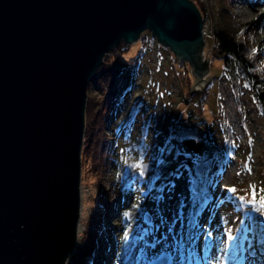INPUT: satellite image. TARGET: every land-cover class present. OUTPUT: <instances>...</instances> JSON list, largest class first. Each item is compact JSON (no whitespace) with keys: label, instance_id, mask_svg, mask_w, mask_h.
Here are the masks:
<instances>
[{"label":"water","instance_id":"obj_1","mask_svg":"<svg viewBox=\"0 0 264 264\" xmlns=\"http://www.w3.org/2000/svg\"><path fill=\"white\" fill-rule=\"evenodd\" d=\"M204 25L193 0H0V264L74 254L89 85L106 55L151 31L204 90Z\"/></svg>","mask_w":264,"mask_h":264},{"label":"rangeland","instance_id":"obj_2","mask_svg":"<svg viewBox=\"0 0 264 264\" xmlns=\"http://www.w3.org/2000/svg\"><path fill=\"white\" fill-rule=\"evenodd\" d=\"M193 1L200 8L203 4L206 6V10L201 12L205 20V48L207 55L215 57L212 49L215 47V39L211 31L214 21L220 17L222 1ZM231 10L236 19L234 22L242 27L247 26L251 31L263 58L264 0H232ZM231 18H227L229 22ZM237 27L238 25L234 24V28ZM127 46L129 48L122 57L125 61L135 58L137 51L143 48L136 70L133 65L128 67L129 73L136 71L137 85L142 82L135 96L140 92L146 93L156 106L159 126L165 127L169 119L178 114L176 106L185 99L189 87L195 84V76L190 71L193 76L189 79V70L185 68L186 73L180 74L183 67L175 62L174 53L170 48L159 44L151 31H145L137 43ZM222 65L223 60H212L209 73L211 80L204 90L210 85L214 75L222 76L208 93L206 114L210 118L216 117L217 129L214 139L219 145L226 148L228 146L223 127L230 129L235 141L234 147L229 148L231 154L227 165L213 186L212 198L199 211L192 213L191 183L185 176L167 185L162 194L157 196L140 190L125 193L117 188L113 191L109 182L116 179L117 164L110 160L109 174H95L82 153L81 226L74 254L78 248L87 246L91 248L90 264H152V260L163 252L170 257L171 264H207V232H212L213 247L207 252L208 258L212 259L219 255L215 247L217 238L225 240L226 230L231 229L232 233L240 238L237 244L242 245L243 251H237L236 258L226 261L225 264H263L257 256L247 251L241 222L248 225L250 220V215L245 210V201L251 199L249 185H255L258 192L264 188V109L247 78L239 72L237 77L240 86L238 89L233 88L236 84L232 85V79L226 72H222ZM92 81L89 85V95L102 94L105 88L103 81L98 79L96 84ZM116 85H119V81ZM204 90L197 89L193 93ZM126 98H129V94ZM114 117L115 114L112 113L110 126L116 122ZM122 140H119L118 147L115 148V158L120 156L119 161L125 155L127 147ZM188 147L198 152L203 148L196 143H190ZM231 188L236 189L233 193L236 198L232 197L233 201L223 197ZM241 196L244 201L240 200ZM146 213L151 218L150 223L144 218ZM126 232L129 234L127 241L124 239ZM73 255L67 264H71Z\"/></svg>","mask_w":264,"mask_h":264},{"label":"trees","instance_id":"obj_3","mask_svg":"<svg viewBox=\"0 0 264 264\" xmlns=\"http://www.w3.org/2000/svg\"><path fill=\"white\" fill-rule=\"evenodd\" d=\"M221 1L220 17L214 21L211 31L215 39V47L212 49L216 55L210 57V62L217 58L223 60L222 72H226L232 79V85L236 84L233 88L238 89L240 86L237 76L241 72L258 95L264 109V57L249 28L234 22L236 19L231 10L232 0ZM198 8L202 13L206 10L205 4ZM227 18H231V21ZM234 24L238 25L236 29ZM128 48L124 42L119 44L106 56L93 78V84L99 79L105 88L102 94L89 95L83 157L95 174H109L110 160L117 164L116 179L109 182L113 191L117 188L125 193L140 190L157 196L162 194L167 185L185 176L191 183V211L197 212L212 198L213 186L231 154L229 148L234 147L233 133L226 127L223 128L227 136V148L215 141L216 117L210 118L206 114L208 93L222 75H214L204 92L192 93L191 83L187 96L176 106L178 114L172 116L165 127H160L155 104L146 93L140 92L135 96L142 82H138V86L136 71L129 73L128 70L130 65L136 70L143 48L137 51L135 58L125 61L122 57ZM175 62L183 67L180 74L186 73L184 68L189 70L187 76L191 79L193 75L190 65L177 59ZM122 79L125 84L117 86V82ZM128 94L129 98H126ZM112 113L115 114L116 122L110 126ZM121 138L127 147L125 155L120 153L124 157L119 161L120 156L115 158V148ZM190 143L200 145L202 151L191 150L188 147ZM141 171L144 172L143 176L140 175ZM223 197L233 201L232 197L236 198V195L227 190ZM245 207L246 213L252 217L247 225L251 230L244 234L246 248L264 264V216L252 211L251 205L245 204ZM83 247L78 248L73 255L71 264L91 263V248Z\"/></svg>","mask_w":264,"mask_h":264},{"label":"snow or ice","instance_id":"obj_4","mask_svg":"<svg viewBox=\"0 0 264 264\" xmlns=\"http://www.w3.org/2000/svg\"><path fill=\"white\" fill-rule=\"evenodd\" d=\"M256 50H254L255 52ZM247 167V165L245 166ZM249 172L251 169H248ZM141 176L144 175V172L141 171ZM249 188L251 189V199H248L245 201L246 204L252 206V211L259 213L261 216H264V188L260 189L259 192L256 189L255 185H249ZM229 192H236L235 188L228 189ZM241 201H244V197H240ZM127 215V214H126ZM249 219H252L251 216L248 217ZM243 226V230L245 233L251 230V228L247 225H243V221L241 222ZM240 229L237 230L239 232ZM226 239L220 240L217 238V241L215 242V247L219 255H216L214 258L209 259L207 256V252L211 250L213 247V242L211 241L212 232L208 231L205 236V249H206V256L205 260L207 261V264H225L226 261L234 260L236 258V252L237 251H243L242 245L237 244L238 235H235L232 233L231 229L226 230ZM129 238V234L126 232L124 235L125 241H127ZM246 238V237H245Z\"/></svg>","mask_w":264,"mask_h":264},{"label":"built area","instance_id":"obj_5","mask_svg":"<svg viewBox=\"0 0 264 264\" xmlns=\"http://www.w3.org/2000/svg\"><path fill=\"white\" fill-rule=\"evenodd\" d=\"M204 57H205V59L208 58V57H209V59H210V57H211L210 54L207 55V53H206V48H205V50H204ZM123 84H125V83H124V81H123V79H122V80L119 81V85H118V86L121 87V86H123ZM108 133H110V130L108 131Z\"/></svg>","mask_w":264,"mask_h":264},{"label":"bare ground","instance_id":"obj_6","mask_svg":"<svg viewBox=\"0 0 264 264\" xmlns=\"http://www.w3.org/2000/svg\"><path fill=\"white\" fill-rule=\"evenodd\" d=\"M80 226H81V225H80ZM80 226H79V227H80ZM79 231H80V228H79ZM155 259H157V258H155ZM155 259H153V260L151 259L152 262H153ZM107 264H109V262H108ZM133 264H138V262H134Z\"/></svg>","mask_w":264,"mask_h":264}]
</instances>
